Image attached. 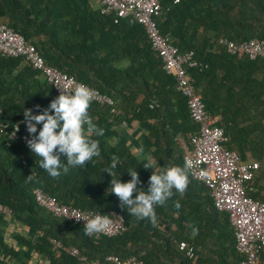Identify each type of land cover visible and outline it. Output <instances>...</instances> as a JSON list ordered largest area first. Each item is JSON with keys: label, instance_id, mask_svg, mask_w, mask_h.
<instances>
[{"label": "trees", "instance_id": "16d2710c", "mask_svg": "<svg viewBox=\"0 0 264 264\" xmlns=\"http://www.w3.org/2000/svg\"><path fill=\"white\" fill-rule=\"evenodd\" d=\"M99 0H0V22L36 45L46 62L59 67L93 88L110 95L112 104L92 101L89 114L104 130L101 155L84 168L50 177L39 168V157L21 139L0 128V203L13 213L0 218L1 264H111L108 255L137 256L143 264H239L244 256L236 248L235 228L229 212L216 208L209 188L187 170L183 192L163 206H155L157 223L127 213L119 198L110 194L109 168L127 182L136 168L146 190L153 166H184L183 139L188 147L199 124L191 117L188 98L176 77L148 37L142 23L116 21L104 14ZM156 20L164 35L180 51L193 50L198 67L190 68L207 111L219 117L227 148L243 160H257L260 168L247 182L246 193L264 202V57L230 54L222 37L242 42L264 38V0H161ZM58 96L46 76L22 57H0V122L12 125L24 119V109L47 108ZM126 120L127 127L122 126ZM143 136L147 156L136 154L131 129ZM43 188L61 203L109 214L121 212L126 228L114 236H87L83 224L60 217L40 205L33 194ZM139 187V186H138ZM180 207L177 208L176 204ZM79 248L86 260L56 248ZM195 247L194 257L180 249V241ZM257 264H264V250Z\"/></svg>", "mask_w": 264, "mask_h": 264}, {"label": "built area", "instance_id": "2783aa9c", "mask_svg": "<svg viewBox=\"0 0 264 264\" xmlns=\"http://www.w3.org/2000/svg\"><path fill=\"white\" fill-rule=\"evenodd\" d=\"M179 0H176V2ZM100 10L104 14L114 13L116 21L128 18L131 22L142 23L146 29L153 48L161 55L164 68L176 77L177 87L188 98L191 117L199 124L198 131L192 137V146L188 147L183 139L178 141L184 146V159L191 162L190 174L197 180L203 181L209 188L215 206L230 214V220L236 232V248L244 259L239 264H257L261 259V250H264V202L253 199L246 193L247 182L260 168L257 160H243L237 150L227 148L225 130L218 124L219 117L206 109L202 96L195 86L190 68L198 67L200 62L196 59L193 50L182 52L170 36L164 35L156 20L159 15L161 0H99ZM220 42L226 46L230 54L245 53L250 59L264 57V38H251L236 42L222 37ZM22 57L33 68L41 71L53 86L58 95L61 89L72 91L78 84H86L76 77L69 75L59 67L50 65L38 50L36 45L26 37L15 31L6 22H0V57ZM94 91L93 101L100 104H112L114 99L96 88L86 84ZM61 88V89H60ZM7 125L12 139H21L26 145L30 139L25 120ZM18 126V130H17ZM122 126L127 127L126 120ZM1 130H3L1 128ZM33 194L36 201L57 216L67 218L78 224L85 223L94 215L104 213L83 210L79 207L61 203L54 195L47 193L41 187H35ZM13 210L10 206L0 203V218L10 216ZM111 224L108 229L97 236H114L126 228L124 215L112 210ZM1 232V224H0ZM56 248H63L80 260H86L79 248L64 246L60 241L53 239ZM180 249L186 251L189 257H194L195 247L187 241H180ZM5 260L0 242V264ZM106 260L111 264H143L137 256L122 258L118 255H108ZM92 264H101L100 260H93Z\"/></svg>", "mask_w": 264, "mask_h": 264}, {"label": "clouds", "instance_id": "9594fccd", "mask_svg": "<svg viewBox=\"0 0 264 264\" xmlns=\"http://www.w3.org/2000/svg\"><path fill=\"white\" fill-rule=\"evenodd\" d=\"M93 97L94 91L81 83L70 92L61 89L60 95L42 111L39 105L36 111L24 109L23 116L30 136L28 148L35 157H39V168L50 177H59L70 169L84 168L94 157L101 155L99 140L93 135L103 136L104 130L94 123L89 114ZM6 126L0 122V128L4 130ZM119 164L120 157L114 155L110 167L104 169L111 177L110 194L119 198L129 215L150 220L153 225L157 223L155 206H163L173 196V190L183 192L186 189L187 170L191 167L190 161H186L184 166L173 164L160 167L157 164L154 167L152 157H144L143 167L154 170L145 190L136 168H129L126 172L130 179L122 181L121 175L117 176L113 171ZM176 207H180L179 203ZM111 216L104 213L84 220L85 235L106 231L112 222Z\"/></svg>", "mask_w": 264, "mask_h": 264}, {"label": "crops", "instance_id": "0c3cea01", "mask_svg": "<svg viewBox=\"0 0 264 264\" xmlns=\"http://www.w3.org/2000/svg\"><path fill=\"white\" fill-rule=\"evenodd\" d=\"M97 7L100 6V2L98 1L96 3ZM131 133H132V142L134 144V152L136 154L142 155V157L147 156L148 152H146V150L144 149V147L142 146V144H140V141L142 140V132L138 129H131ZM157 166V165H156ZM159 166V165H158ZM260 261H263L262 259H260Z\"/></svg>", "mask_w": 264, "mask_h": 264}, {"label": "rangeland", "instance_id": "374dc122", "mask_svg": "<svg viewBox=\"0 0 264 264\" xmlns=\"http://www.w3.org/2000/svg\"><path fill=\"white\" fill-rule=\"evenodd\" d=\"M185 142V141H184Z\"/></svg>", "mask_w": 264, "mask_h": 264}]
</instances>
